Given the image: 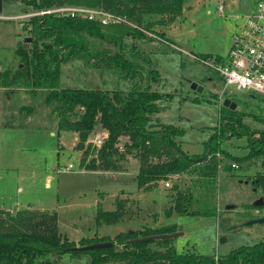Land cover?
<instances>
[{"label":"rangeland","instance_id":"374dc122","mask_svg":"<svg viewBox=\"0 0 264 264\" xmlns=\"http://www.w3.org/2000/svg\"><path fill=\"white\" fill-rule=\"evenodd\" d=\"M254 3V0H235V3L226 0L230 8H226L225 14L249 13L254 9ZM217 6V0H185L182 14L173 21H168L165 15L146 16L153 33L167 43L157 38L140 41L145 50L146 68L159 71L157 81L151 82V88L166 94L162 100V111L153 114L151 120L182 127L184 132L177 139L181 148L190 154L203 153L210 135L219 129L221 115L240 118L253 129H264L263 94L237 90L234 85H227L225 93H222L224 84L216 71L180 50L197 56H227L235 22L233 17L220 14ZM31 12L33 9L21 0H0V17H3L0 18L1 68L15 66L17 58L13 48L17 45H32L31 39L25 40L29 33L24 23L29 16L16 18ZM79 66L75 61L62 65V86H81L87 81L107 89L114 86L113 75L79 74ZM192 83L202 86L203 91L193 90ZM226 97L237 103L234 113L222 110ZM194 98L198 101H193ZM39 100L40 97L32 96L28 88H5L4 92L0 91L1 115L6 106H13V109L21 106L31 112ZM30 105L34 108H28ZM47 110L37 107L38 113ZM98 136L103 138L105 135L97 126L86 143ZM72 137L69 132H59L51 137L42 130L0 128V208L7 210L30 205L36 210L53 211L60 234L77 244L82 237L113 238L120 231L140 229L148 222L152 223V217L162 220L159 225L166 222V210L173 207L178 194L176 187L182 193L192 191L193 198L197 199L193 202L194 210L214 212L208 216L171 214L172 221L179 225L177 231L183 232L174 238V242L178 241V251L220 256L240 246L264 240V222L247 224L250 219L264 215V209L252 206L263 198L262 189L252 185L254 175L263 172L260 159L235 160L224 154L225 151L238 157L246 155L245 137L234 136L220 143L222 151L215 152L217 172L213 179L204 180L198 170L213 158L212 154H207L205 162L196 164L197 170L169 177V186L156 183L145 191H137L133 169L129 174L78 172L82 168L79 166L81 152L78 155L75 145L72 147ZM124 140L126 137H121L119 144L122 145ZM124 160L128 161L127 167L135 163L131 156ZM233 162L237 167L231 166ZM67 163L73 165L72 171L61 172ZM54 165L57 171L52 170ZM46 174L51 178L49 187L43 185ZM123 190L136 193L132 204L124 205L122 217L111 223L98 222V211L116 209L117 197ZM135 199L140 209L134 205ZM222 237L224 241H221ZM83 261V257L72 258L63 254L57 264H83Z\"/></svg>","mask_w":264,"mask_h":264},{"label":"trees","instance_id":"16d2710c","mask_svg":"<svg viewBox=\"0 0 264 264\" xmlns=\"http://www.w3.org/2000/svg\"><path fill=\"white\" fill-rule=\"evenodd\" d=\"M21 1L33 11L64 4L103 8L153 33L146 16L165 15L168 21H173L182 14L185 0ZM24 26L32 45L13 48L17 63L11 69L0 67V87H25L31 90L32 96L40 97L37 107L48 108L47 118L54 120L56 130L76 134L75 148L81 152L79 166L85 170L122 171L128 168V161L124 159L131 156L138 167L137 186L149 189L160 180L197 170L196 164L205 162L207 154H212L213 158L198 169L204 180L211 179L217 172L215 152L222 151L220 143L234 136L245 137L246 155L238 157L225 151L224 154L235 160L260 159L263 172L254 175L252 185L262 189L263 198L261 203L252 206L264 209V129H253L240 118L221 115L219 129L210 135L203 153L190 154L181 148L177 139L184 132L182 127L151 120L153 114L162 110L166 95L151 88V82L157 81L158 69L146 68L144 64L145 50L140 41L153 40V37L126 24L104 26L56 14L33 15ZM208 56L211 55H204ZM73 61L80 64L79 74L113 75L114 86L107 89L89 81L81 86H62V65ZM192 100L198 101V98ZM222 110L235 112L224 106ZM97 126L106 131L101 145L86 143ZM121 137H126L122 145L119 144ZM175 190L178 194L173 207L166 210L167 218L173 212L197 216L214 214L194 210L193 202L197 199L193 198L192 191L182 193L176 187ZM124 202L119 200L112 211H98L96 220L118 221L124 214ZM177 230L179 225L175 221H167L120 231L113 238L82 237L75 244L60 234L53 211L0 210V264H57L63 254L83 257V264H264V240L220 256L180 252L174 238L129 242ZM103 241H111L113 245L91 250L73 249Z\"/></svg>","mask_w":264,"mask_h":264},{"label":"built area","instance_id":"2783aa9c","mask_svg":"<svg viewBox=\"0 0 264 264\" xmlns=\"http://www.w3.org/2000/svg\"><path fill=\"white\" fill-rule=\"evenodd\" d=\"M217 1V11L224 16L233 17L235 22V28L232 32V45L227 56L219 58L215 56L204 57L188 53L182 49L180 50L188 54L195 61L203 63L208 68L216 71L224 84L222 93H225L227 85H234L237 90H248L264 95V0H254V9L245 14H225L227 8L226 0ZM40 14L77 17L95 21L104 26L110 24H126L142 30L150 37L167 43L164 38L136 25L125 16L107 11L103 8L64 4L21 14L16 18L23 16L31 17ZM102 140L103 138L98 136L90 142L96 146H100ZM231 166L235 168L237 164L233 162ZM72 168L73 165L67 163L60 171H72ZM83 171H85L84 168L78 170V172ZM163 184L164 186L170 185L168 179L164 180Z\"/></svg>","mask_w":264,"mask_h":264},{"label":"crops","instance_id":"0c3cea01","mask_svg":"<svg viewBox=\"0 0 264 264\" xmlns=\"http://www.w3.org/2000/svg\"><path fill=\"white\" fill-rule=\"evenodd\" d=\"M232 3H235V0H232ZM227 8H230V5L229 6L227 5ZM0 91L4 92L5 91V88L0 87ZM11 107L12 108H10V106L9 107L6 106L4 108V112H2V115H1V112H0V128L1 129L3 128V129H17V130H20V129L21 130H26V129L42 130V131H45L46 132V135L51 136V137H54L59 132H69L73 136L72 137L73 138V140H72V144H73L72 147L77 143L76 134L74 132H70V131H58V130H56V128H55V122H54L53 119L47 118V112H43V113H40L39 112L38 113V111L37 110L35 111L34 109L31 112H29V110L27 108H24V107H21V106H19L17 109H13V106H11ZM20 108H21V110H20ZM23 109H25L24 110L25 111L24 113H22V110ZM1 117H2V120H1ZM17 120L18 121H21V122H16ZM103 131H104V135H106V131L105 130H103ZM74 150H76L77 153H78V155H79L80 150H77L76 148ZM52 170L53 171H57L58 170L57 169V166L54 165L52 167ZM131 170L133 171V173H132V175L134 177L133 180H134V182H136L135 181V174H136V172L138 170V167H137V164L136 163H133L132 166H129L125 170H122V171H114V172H117V174H129L131 172ZM85 172H87V173H100V172H108V171H102V170H85ZM50 179L51 178H50V176L48 174H46L44 176V178H43V180H44L43 181V185L45 187H49ZM157 183H159L161 186H163L162 180H160ZM137 189H138L137 191H145V190H147V189H144V188H139L138 186H137ZM135 193L134 192H125L123 190L122 192H120L119 196L117 197L118 198V201L121 198H123V200L124 199H128L129 201L126 202V200H125L124 203L126 205L130 206L132 204V201L131 200L133 198V195H135ZM125 194H127V195H125ZM134 205H136V207H138L139 209L141 208L140 205L138 204V201L136 199H135V204ZM16 209H35V208H32L30 205H26V206L19 207V208H17V207L8 208L7 210L0 208V210L10 211V212L11 211H14ZM139 213H140V211L138 212V214ZM135 215L136 214H133L132 216H135ZM172 218H173V216H171L169 218H166V219H167V221H172ZM152 220H153L152 223H149L148 222V224H146L147 223L146 222V223H143V224H146L148 226H155V225H159V223L162 222V220L160 221V218L157 219V218H153L152 217ZM145 221H147V220L144 219V222ZM177 242H174V245L176 247H177Z\"/></svg>","mask_w":264,"mask_h":264},{"label":"water","instance_id":"95a60500","mask_svg":"<svg viewBox=\"0 0 264 264\" xmlns=\"http://www.w3.org/2000/svg\"><path fill=\"white\" fill-rule=\"evenodd\" d=\"M25 40H29V38H26ZM16 47H19V45H17ZM191 87L193 90H196L198 92L203 91V87L197 85L196 83H192ZM222 105L224 107L231 109V110H234L236 108L237 103L235 101H232L230 98L226 97L223 100ZM261 202H262V199L259 203H261ZM259 203H257V204H259ZM258 222H264V215L250 219L249 221H247V224H254V223H258ZM182 234H183V232H179V231H174L171 233L154 234V235H149V236H145V237H139L137 239L130 240L129 242H140V241H147V240H167V239L176 238ZM224 240H225V238L222 237L221 241H224ZM112 245H113V243L111 241H103V242L91 243L88 245H82L79 247L74 246L73 249L79 248L81 250H91V249L106 248V247H110Z\"/></svg>","mask_w":264,"mask_h":264},{"label":"flooded vegetation","instance_id":"af4514ba","mask_svg":"<svg viewBox=\"0 0 264 264\" xmlns=\"http://www.w3.org/2000/svg\"><path fill=\"white\" fill-rule=\"evenodd\" d=\"M26 38H29V37H25V39H26ZM29 40H30V38H29Z\"/></svg>","mask_w":264,"mask_h":264}]
</instances>
